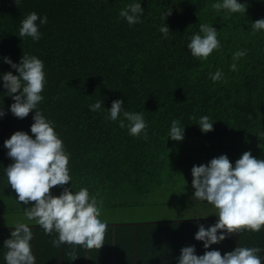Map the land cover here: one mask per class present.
<instances>
[{
  "label": "trees",
  "instance_id": "obj_1",
  "mask_svg": "<svg viewBox=\"0 0 264 264\" xmlns=\"http://www.w3.org/2000/svg\"><path fill=\"white\" fill-rule=\"evenodd\" d=\"M134 2L141 4L143 22L129 25L119 13ZM217 2L223 0H0V77L9 71L18 75L4 63V57L16 64L24 54L43 61L46 84L38 108L53 121L70 154L71 181L63 187L74 193L87 188L99 202L131 190L143 191L141 185L158 177L159 172L163 174L180 143L169 137L173 119H179L183 127V140H217L222 145L238 146L250 139H264L259 135L264 132V30L254 32L252 27L253 22L264 19V0H238L247 5L245 13L217 11L211 7ZM169 10L171 15L163 21L162 15ZM33 11L48 19L40 26L39 41L19 37L21 21ZM205 23L217 30L221 46L201 59L192 56L187 44L192 35L203 36L199 29ZM163 24L170 31L166 38L160 32ZM237 50H247V54L234 60ZM233 63L236 71L230 69ZM217 70L224 75L214 82L209 74ZM117 99L123 101L124 111L143 113L147 138L130 135V122L122 113L117 121L106 119L107 110ZM98 100L103 107L90 111L89 106ZM12 103L0 79V110L5 112L0 117V202L6 200L9 205L18 202L5 172L14 161L7 156L4 141L16 131L35 138L30 131L34 112L17 118L10 111ZM202 116L210 118L212 131H201L198 122ZM121 120L124 128L119 126ZM63 187H54L51 195L59 196ZM217 220L179 222L206 224L208 228ZM127 225L107 227L104 240L108 249L103 252L106 258L102 264L145 261L139 253L129 260L119 258L122 228L126 227L130 248L139 246L140 250L141 224H136L138 231ZM14 229H0V238H10ZM31 230L35 264L80 263L78 245L62 244L53 259L51 242L58 239V233L54 230L48 237L42 227ZM241 234L239 231L223 240L231 244L230 252L241 246L240 239L247 238ZM216 245H210L211 250ZM248 247L261 249L257 255L264 264V227L259 232L249 231ZM73 251L75 260L69 255ZM100 252L89 250L90 255Z\"/></svg>",
  "mask_w": 264,
  "mask_h": 264
},
{
  "label": "clouds",
  "instance_id": "obj_2",
  "mask_svg": "<svg viewBox=\"0 0 264 264\" xmlns=\"http://www.w3.org/2000/svg\"><path fill=\"white\" fill-rule=\"evenodd\" d=\"M211 7L217 11L225 9L229 13H245L247 5L238 0H223ZM142 12L141 4L134 2L122 9L119 15L129 25H134L143 22ZM170 15L171 10L166 11L162 15L163 21ZM47 23V16H40L33 11L21 21L19 37H31L33 41H39L42 36L40 26ZM252 27L254 32L264 30V19L256 20ZM199 31L203 36L192 35L187 48L192 56L207 59L213 50L221 46L217 30L205 23L200 25ZM160 32L166 38L170 33L169 27L163 24ZM246 54L247 50H237L233 59L238 60ZM3 60L18 73L13 75L9 71L0 77L7 95L14 101L10 106L11 113L23 119L34 112V122L30 126L34 139L23 131H16L4 141V147L8 149L7 156L14 161L5 168V172L8 184L17 194V202L25 205L34 202L24 210V215L29 221L41 226L45 234H51L54 230L58 233V239L52 241L54 247L68 244L81 245L88 250L101 249L108 227L106 221L99 219L101 207L96 197L90 196L87 188H80L74 193L71 188L63 187L71 181L68 167L70 154L65 151L63 141L54 130L53 121L47 119L38 108L44 99L41 93L46 84L43 61L27 54L22 55L19 64L13 63L8 57ZM230 69L236 71L237 65L233 63ZM209 75L216 82L224 74L217 70ZM123 105L120 99L112 101L106 119L117 121L122 113L124 119L130 122L129 134H143L147 138V123L143 113L124 111ZM102 107L101 100L89 106L93 112ZM4 115L5 112L0 110V117ZM198 124L204 133L213 130V123L208 116H202ZM119 126L125 127L123 120ZM259 135L264 136V132ZM169 137L174 141L183 140V127L179 119L172 120ZM191 175L194 197L214 205L218 210L217 222L207 229L201 224L195 233L194 239L202 241L205 249L241 230L259 232L264 227V160L245 151L233 166L226 155H220L206 165H194ZM57 186L63 187V191L59 196L51 195L50 190ZM32 239L33 232L28 224L18 223L10 233V238L3 243L7 249L4 255L6 264H35L30 244ZM260 252L259 247H236L223 256L218 250L206 251L197 256L195 247L188 246L181 249L178 264H262L257 255ZM69 255L73 260L77 258L75 251Z\"/></svg>",
  "mask_w": 264,
  "mask_h": 264
},
{
  "label": "rangeland",
  "instance_id": "obj_3",
  "mask_svg": "<svg viewBox=\"0 0 264 264\" xmlns=\"http://www.w3.org/2000/svg\"><path fill=\"white\" fill-rule=\"evenodd\" d=\"M222 143L206 139L180 141L166 170L162 174L159 172L160 168L157 169L159 176L150 180L148 178L149 182L139 188L141 190L144 188L143 191L131 190L122 197L120 195L117 198L116 195H112L105 201H100L102 203L98 201V206L101 207L99 219L110 224L218 218V210L214 205L194 197L195 190L191 183L192 167L206 165L211 159L220 155H226L234 166L245 151H250L253 157L264 160V139L261 141L250 139L248 143L238 146L222 145ZM2 201L0 228L15 227L18 223H26L29 227L39 226L24 215V210L31 207L34 202L28 205L13 202L9 205L6 200ZM14 207H19V211H13Z\"/></svg>",
  "mask_w": 264,
  "mask_h": 264
},
{
  "label": "crops",
  "instance_id": "obj_4",
  "mask_svg": "<svg viewBox=\"0 0 264 264\" xmlns=\"http://www.w3.org/2000/svg\"><path fill=\"white\" fill-rule=\"evenodd\" d=\"M125 194H121V197L124 196ZM119 196L120 195L116 197L118 198ZM203 204L207 205L206 203ZM187 220L192 221L195 219H187ZM122 224H128V225L132 224V226H134L133 228L135 229L134 231H138L136 224H141V228H140L141 244H140V250H139V246L130 248L131 245L130 239H126L125 236L126 227L122 228V230H119L120 239L118 240L117 245L119 250H121L119 252L120 259L128 257L129 260L132 254L134 255V257H136L135 253H139V255L142 258H145V261H143L142 264H178L181 249L184 247L194 246L195 254L197 256L203 255L206 251L214 250L213 247L211 250L210 246L208 249H205L203 247L202 241H197L194 239L195 233L198 231V226L201 225L200 223L192 224L191 222V224L190 223L187 224L186 222L180 223L179 221L167 220V221H154V222H141V223L115 222L107 225L113 228L116 225H122ZM202 225H204L205 229H207L206 224H202ZM13 228L15 227H2L0 229H13ZM249 231L250 230L248 229H244L240 231V234L242 233L241 235H243V238L244 237L247 238L240 239L239 244L241 246L239 247H248ZM52 233L46 236L51 237ZM4 238L5 237H3L2 239L0 238V264H6L4 255L7 249L3 245L4 241L6 240ZM105 243L106 242L104 240V245L101 247L100 253L98 254L93 253L92 255H90L89 250L84 248L83 246L81 245L76 246V250H77L76 253L80 257L79 259L80 263L78 264H82V263L102 264V261L104 260V258H106V254H104L103 252L108 249ZM230 246L231 244L226 243L225 241H221L219 244L215 246V250L220 251L221 255L223 256L225 253L230 252ZM52 247L53 249H51V251H54L53 259H55L57 253H59V250L57 247H54L53 244ZM61 253H63L62 250ZM165 253H166V257H165ZM46 264H54V263L47 261Z\"/></svg>",
  "mask_w": 264,
  "mask_h": 264
}]
</instances>
